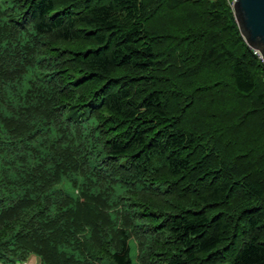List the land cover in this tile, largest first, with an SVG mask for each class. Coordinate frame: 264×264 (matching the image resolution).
Returning <instances> with one entry per match:
<instances>
[{
    "label": "trees",
    "instance_id": "obj_1",
    "mask_svg": "<svg viewBox=\"0 0 264 264\" xmlns=\"http://www.w3.org/2000/svg\"><path fill=\"white\" fill-rule=\"evenodd\" d=\"M231 2L0 10L1 264H264V64Z\"/></svg>",
    "mask_w": 264,
    "mask_h": 264
},
{
    "label": "water",
    "instance_id": "obj_2",
    "mask_svg": "<svg viewBox=\"0 0 264 264\" xmlns=\"http://www.w3.org/2000/svg\"><path fill=\"white\" fill-rule=\"evenodd\" d=\"M231 9L244 42L264 63V0H232Z\"/></svg>",
    "mask_w": 264,
    "mask_h": 264
},
{
    "label": "rangeland",
    "instance_id": "obj_3",
    "mask_svg": "<svg viewBox=\"0 0 264 264\" xmlns=\"http://www.w3.org/2000/svg\"><path fill=\"white\" fill-rule=\"evenodd\" d=\"M11 5L10 0H0V10ZM27 263V264H40L39 257L34 254H29L25 259L18 260L13 264ZM1 264V263H0Z\"/></svg>",
    "mask_w": 264,
    "mask_h": 264
},
{
    "label": "built area",
    "instance_id": "obj_4",
    "mask_svg": "<svg viewBox=\"0 0 264 264\" xmlns=\"http://www.w3.org/2000/svg\"><path fill=\"white\" fill-rule=\"evenodd\" d=\"M256 53H257V55H258V57L260 58V56H259V54H258V52L257 51H255ZM261 59V58H260ZM262 61V60H261ZM263 62V61H262ZM264 64V63H263ZM19 264H27V263H19Z\"/></svg>",
    "mask_w": 264,
    "mask_h": 264
}]
</instances>
